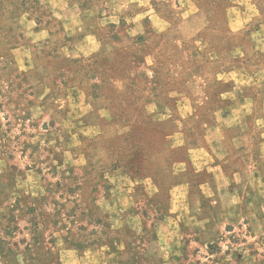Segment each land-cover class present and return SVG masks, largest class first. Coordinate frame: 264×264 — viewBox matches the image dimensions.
Returning <instances> with one entry per match:
<instances>
[{
	"label": "rangeland",
	"instance_id": "obj_1",
	"mask_svg": "<svg viewBox=\"0 0 264 264\" xmlns=\"http://www.w3.org/2000/svg\"><path fill=\"white\" fill-rule=\"evenodd\" d=\"M0 264H264V0H0Z\"/></svg>",
	"mask_w": 264,
	"mask_h": 264
},
{
	"label": "crops",
	"instance_id": "obj_2",
	"mask_svg": "<svg viewBox=\"0 0 264 264\" xmlns=\"http://www.w3.org/2000/svg\"><path fill=\"white\" fill-rule=\"evenodd\" d=\"M133 34L138 35L141 33L140 28L134 26L132 28ZM107 39L105 36L99 34L97 32L89 31L85 33V35L82 37L81 42H80V48L81 50L86 53H92V52H107L109 48V43H107ZM217 168L219 165L216 166ZM215 167V168H216Z\"/></svg>",
	"mask_w": 264,
	"mask_h": 264
}]
</instances>
